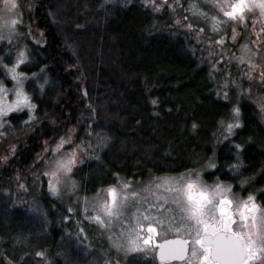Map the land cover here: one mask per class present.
I'll use <instances>...</instances> for the list:
<instances>
[{"label": "trees", "instance_id": "1", "mask_svg": "<svg viewBox=\"0 0 264 264\" xmlns=\"http://www.w3.org/2000/svg\"><path fill=\"white\" fill-rule=\"evenodd\" d=\"M191 2L216 14L205 0ZM18 3L29 58L20 71L38 74L24 84L36 107L32 121L26 112L7 116L0 138V158L7 157L0 159V264H106L101 251L75 237L77 225L63 220L66 213L46 192V177L34 187L33 176L49 156L45 149L70 129L75 142L93 146V158L72 174L85 196L114 184V174L140 184L199 171L212 160L216 167L203 174L206 183L225 182L238 193V183L251 179L264 188V122L249 99L239 100L241 127L219 141L220 121L232 105L217 97L222 59L206 55L204 39L229 36L230 22L218 34L200 33L186 11L190 0L178 6L166 0L160 11L144 0ZM97 134L105 138L99 147ZM258 199L264 205V194ZM120 264L157 263L132 255Z\"/></svg>", "mask_w": 264, "mask_h": 264}, {"label": "snow or ice", "instance_id": "2", "mask_svg": "<svg viewBox=\"0 0 264 264\" xmlns=\"http://www.w3.org/2000/svg\"><path fill=\"white\" fill-rule=\"evenodd\" d=\"M144 3L145 6H151L153 11H160L166 0L161 4H157L156 0H144ZM175 3L178 6L179 0H175ZM19 7L18 0H2L0 41L7 40L11 44L12 38L19 35L17 29L22 23ZM167 7L175 11L172 4H168ZM209 7L216 13L215 15L209 16L197 3L190 0L186 11L193 16L210 20L213 32L220 31V26L229 22L239 23L246 28V17L249 13H258L259 17L264 19V0H211ZM187 19L188 17L185 16L184 20ZM176 23L180 24L181 21L177 19ZM252 23H256L255 19ZM186 27L192 30L193 24L188 23ZM261 31L264 32V27ZM199 32L203 33L204 29H199ZM237 35L234 27L231 39L235 41ZM215 44L223 45L224 38L220 37ZM241 50L249 51L246 44L241 46ZM28 59L26 51L19 49L14 62L11 64L0 62V69H3L8 78L14 82L13 88L8 89L0 81V129H4L7 124L4 117L25 108L28 109V121L34 119L32 113L36 105L25 92L24 81H31L37 78L38 74L32 72L29 77L25 72L18 71L21 65H26ZM234 59L244 62L243 56ZM256 67L259 65L249 61V72L246 75L250 80L251 72ZM40 71L43 72L44 69L41 68ZM259 78L264 83V69L261 70ZM43 87V84H39V88L43 89ZM217 95L220 96L221 93L218 92ZM239 96L240 94L237 93V102L232 104L229 121L227 123L223 119L220 121L227 133L225 139L233 134V129L241 127ZM221 98L229 100L228 92L224 91ZM152 103L155 104L156 101ZM261 111H264V103L261 104ZM192 127L195 128L196 125L193 124ZM73 132L74 129H70L67 137L61 136L55 147L50 149L51 157L45 160L49 170L43 172V175L48 178V191L53 196L59 195L61 187L66 182L71 185L69 191L76 187L71 175L77 163H83L82 160H78V152H85L86 147L83 140L73 146ZM4 135L5 133L0 131V136ZM88 135L91 136V133L89 132ZM104 139L97 134V147L103 145ZM92 147L91 144L87 145V148ZM241 147V144L235 145L237 152ZM48 151L49 149L46 148L45 152ZM0 159L6 160L7 157ZM208 167L215 168L216 165L209 164ZM229 167L235 170L238 165ZM114 175H116L114 184L98 190L97 196L103 193V199L93 208L98 214L90 219L100 228L110 229L114 222H122L129 210L133 209L131 211L133 223L126 225L116 240H113L112 235L108 237L112 246L118 251L123 250L125 255H128L147 251L148 247L154 244L159 249L161 260L179 259L186 261V264H195V262L264 264V206L258 205L253 195L249 194L242 200L233 199L232 185L225 186L218 182L206 184L201 178V172L196 170H186L176 176L153 177L142 188L135 190L131 181H123L117 174ZM161 210L163 215L160 214ZM68 211L71 212L72 209ZM85 211L87 212V209ZM153 211L156 212L155 216L152 215ZM144 222H147L146 232ZM158 226L166 227L168 231H175L177 234L184 233L188 238L165 239L162 243H157L154 237L158 235ZM36 256L43 257L44 253L37 252Z\"/></svg>", "mask_w": 264, "mask_h": 264}, {"label": "rangeland", "instance_id": "3", "mask_svg": "<svg viewBox=\"0 0 264 264\" xmlns=\"http://www.w3.org/2000/svg\"><path fill=\"white\" fill-rule=\"evenodd\" d=\"M210 2L211 0H208V3ZM0 8H2V0H0ZM191 17L192 18L190 20H192L193 23L198 26V29H201V28L204 29V32H203L204 35L206 34L215 35V34H218V32L223 30V27L220 26V31L213 32L211 31L210 20H207L205 18H201L198 16H193V15H191ZM253 19H255L256 21L255 24L252 23ZM246 22H247L246 28L239 23L234 24L230 22L231 28H230L229 36H222L224 38L223 45L215 44V41L219 39L220 37L219 38L214 37L213 40H211V37H207L206 39H204V46H205L206 55H208L209 58L213 59L214 62L222 59L223 67L216 68L217 73H218V78H219V82L216 87V94L218 92L221 93V95L220 96L217 95V97L220 98L221 100H224L221 97L223 95V92L227 91L229 94V100H227V102H230L232 105L233 103L237 102V93H239L240 94L239 100L242 97L249 99L254 104L255 108L258 110V115L261 121L264 122V111H261V104L264 103V83H262L259 78V74L261 70L264 69V32L261 31V28L264 27V19H261L258 13L256 14L249 13L247 14ZM19 26L17 29L19 35H16L12 38L11 44H9L7 40L0 41V47L3 48L2 55H0V58H2L0 62L2 63L8 64L5 62V59L6 60L12 59L11 63L14 62L16 58L17 50L24 49L23 35L19 31ZM234 27L236 29V32L238 33L235 41L231 39L232 29ZM245 44L248 46V49H249V51L247 52H244L241 50V46ZM253 53H255V55H253ZM241 56L244 57L243 63H241L238 59H234V57H241ZM249 61H251V63L255 65H259V67H256L251 72V76H252L251 80L248 78V75H246V73L249 72ZM18 71H20V68L18 69ZM0 81H2L4 86L8 89H12L14 86V82L11 81L10 78H8L7 74L3 71V69H0ZM7 82L10 83L9 86L7 85ZM25 83L26 81H24V84ZM225 85L227 86L225 87ZM9 99H11V96L9 97ZM21 112H26L28 114V109L25 108L22 111L13 112L10 114H18ZM6 118L7 117H4V120H6ZM229 119H230V116L228 117L227 120H225V123H227ZM4 129H0V131L4 132ZM235 129H233V133ZM226 136H227V133L225 132L224 126L220 124L219 141L221 143L224 142L226 140L225 139ZM1 137L2 136H0V138ZM64 137H67V135ZM58 141L55 142L50 147V149L52 147H55ZM75 144H78V143L75 142L73 138V146ZM65 147L67 148L68 146L66 145ZM85 147H86L85 152L83 153L78 152V160H82L83 162H85L88 159L93 158V155L91 154L92 149L87 148V146ZM50 149H49V156L46 159L50 158L52 155ZM45 160L43 161L41 172L36 175L34 174L33 176L35 189H37L36 182H39L40 176L41 175L44 176L43 172L49 170L45 165ZM80 164L82 163H79V162L77 163V165H80ZM209 164H214L213 160L210 161ZM209 164H207L204 168L199 170L201 172V178L203 181H204L203 174H207L214 170V168L208 167ZM232 171L236 173L238 172V168L235 170L232 169ZM152 178L153 177L148 178L144 183L132 184L133 189L135 190V189L142 188L144 184L148 183ZM47 180L48 178L46 177V192L48 196L53 201H55L66 213V216L63 218V220L64 221L72 220L77 225L76 232L74 234L75 237L83 241L85 246H87L88 248L101 251V253L106 258V262H109V264H120L124 259L132 255H141L151 260H154L153 255L145 251L130 253L128 255H125L123 250L118 251L115 247L112 246V243L109 241V238H108L109 235H112L113 240H116L119 237L121 230L126 225H130L133 223L131 219V211H133V209L129 210L128 214L125 216L122 222H114L113 226L110 229H102L97 223L91 220L90 217L98 214L93 211V208L100 200L103 199V193L99 197L97 196V193L92 196H85L79 193L77 186L72 191H69V188L71 187V185L70 183L66 182V184L61 187L59 195L53 196L48 191ZM71 180L74 181L72 178V175H71ZM217 182L225 186L230 185L228 183L219 182V181H214L211 184H214ZM204 183L206 182L204 181ZM238 190L239 192L236 193L232 189L231 197L233 199L242 200L246 198L249 194H251L255 197V202L258 205L264 206L263 204L260 203L258 199V195L264 194V188H257L256 186H254L251 179L240 181L238 183ZM142 195L144 194L142 193ZM68 209H72V211L69 212ZM85 209H87V212L85 211ZM160 214L163 215V210H161ZM152 215L155 216L156 212L153 211ZM144 223H145V232H146L147 222H144ZM81 229H83V231H81ZM157 232H158V235H160V237L162 238H165V237L168 238V237H173V236H179L181 238H188L186 234L184 233L177 234L175 231H168L166 227L158 226ZM188 255L190 257V252ZM183 264H186V262ZM195 264H198V262H195Z\"/></svg>", "mask_w": 264, "mask_h": 264}, {"label": "flooded vegetation", "instance_id": "4", "mask_svg": "<svg viewBox=\"0 0 264 264\" xmlns=\"http://www.w3.org/2000/svg\"><path fill=\"white\" fill-rule=\"evenodd\" d=\"M206 184H211V183H206ZM173 237H179V236H173ZM173 237H168V238H173ZM168 238H162V237H160V235H156L155 237H154V239H155V241L157 242V243H160L161 241H163V240H165V239H168ZM181 238V237H180ZM156 250H157V247H155V245L153 244V245H150L149 247H148V249H147V251H145V252H149V253H151V255H153V259H154V261L157 263V264H183V263H185L186 261H184V262H181V263H177V262H175V261H166V262H164V263H158L157 262V260H156ZM147 258V257H146Z\"/></svg>", "mask_w": 264, "mask_h": 264}, {"label": "water", "instance_id": "5", "mask_svg": "<svg viewBox=\"0 0 264 264\" xmlns=\"http://www.w3.org/2000/svg\"><path fill=\"white\" fill-rule=\"evenodd\" d=\"M178 238H180V237L168 238L167 240H174V239H178ZM163 241H164V240H163ZM163 241H161L160 243H162ZM156 260H157L158 263H164V262H166V261H175V262H177V263L184 262V261L179 260V259H166V260H161V259H160V256H159V249H158V248H157V250H156Z\"/></svg>", "mask_w": 264, "mask_h": 264}]
</instances>
